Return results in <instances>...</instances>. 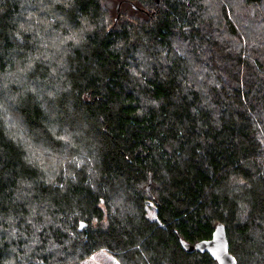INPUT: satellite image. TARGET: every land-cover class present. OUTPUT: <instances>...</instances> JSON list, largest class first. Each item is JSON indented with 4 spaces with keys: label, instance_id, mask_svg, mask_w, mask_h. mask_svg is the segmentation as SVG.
I'll return each mask as SVG.
<instances>
[{
    "label": "trees",
    "instance_id": "trees-1",
    "mask_svg": "<svg viewBox=\"0 0 264 264\" xmlns=\"http://www.w3.org/2000/svg\"><path fill=\"white\" fill-rule=\"evenodd\" d=\"M104 1L0 0V264H216L190 249L219 223L236 264H264V0L215 21L216 0H120L115 24Z\"/></svg>",
    "mask_w": 264,
    "mask_h": 264
},
{
    "label": "rangeland",
    "instance_id": "rangeland-1",
    "mask_svg": "<svg viewBox=\"0 0 264 264\" xmlns=\"http://www.w3.org/2000/svg\"><path fill=\"white\" fill-rule=\"evenodd\" d=\"M120 0H105L103 3V9L105 13H103V19L104 22H110L115 20V18H117V23L120 20H122L123 18V12H124V5L122 3L119 2ZM217 3L214 4V6L210 7V9H206L207 10V15H212L213 20L215 21V19H217L218 13H219V8H218V0H216ZM160 2V0H159ZM32 6V7H31ZM36 5H25V14L24 16L26 18H32L33 22L36 25V29H35V33L39 34L38 39L40 41V35H42L44 32L45 34L42 36L41 42L42 44H47V42L50 39V35L52 37L51 42L54 44H57V39L60 38L58 36L57 33L53 34L52 33V29L49 31L48 29H42L40 28V20L42 18L43 24H45V19H46V13H44V9L42 11H40V7H33ZM118 7V8H117ZM226 7H227V11L229 16L233 19V22L236 23V25L238 26V28L240 30L242 29H246L248 26V21L247 18L244 16V12L246 11L242 6L240 5H236L233 3L232 5V9L235 12V14L237 15V18H234V16L232 15L231 12V7L230 5L226 2ZM44 11V12H43ZM251 13V11H250ZM126 19H128V17H126ZM206 19V18H205ZM207 20V19H206ZM211 20V19H209ZM224 26L220 25L219 26V35H220V39H224V35H226V32L224 31ZM80 38V32H74V34L71 36V39L76 41L79 40ZM62 39V38H61ZM62 41H64V39H62ZM70 42V39H69ZM40 45V44H39ZM175 47L176 49H178L180 52L184 53L185 49L183 48V46L179 43H175ZM140 65H142L144 62L147 63V58L145 56H140ZM197 69H200L198 64H193L191 67V70L195 71ZM41 148V146H40ZM59 154V147H53L50 148L48 152H44L42 149H40V156H38V160L41 163L44 164H48V165H57L56 162H54L53 157H58ZM36 155V154H35ZM34 156V154L32 155ZM37 156V155H36ZM154 207L152 204H150L148 206V216L149 218L153 219L154 216ZM34 246V244H31V247L29 246H25L22 248V250H18L17 252L20 253L21 255H26L30 252V249H32V247ZM18 258V262H25V260L22 259V257ZM34 264H35V260L32 258L31 259ZM74 264H120L119 260L114 257L110 251H108L105 248H101L98 249L96 251H94L91 255L82 258L81 260H78L77 262H74Z\"/></svg>",
    "mask_w": 264,
    "mask_h": 264
},
{
    "label": "water",
    "instance_id": "water-1",
    "mask_svg": "<svg viewBox=\"0 0 264 264\" xmlns=\"http://www.w3.org/2000/svg\"><path fill=\"white\" fill-rule=\"evenodd\" d=\"M155 3L158 4L159 0H155ZM136 9L142 10L140 8ZM116 21L117 18H115L114 24ZM228 248L229 244L225 227L219 223L214 227L210 239L196 244L190 250H197L200 252L205 251L216 261V264H236V261L229 253Z\"/></svg>",
    "mask_w": 264,
    "mask_h": 264
},
{
    "label": "snow or ice",
    "instance_id": "snow-or-ice-1",
    "mask_svg": "<svg viewBox=\"0 0 264 264\" xmlns=\"http://www.w3.org/2000/svg\"><path fill=\"white\" fill-rule=\"evenodd\" d=\"M42 2H43V0H42ZM69 39H71V37H69ZM28 67H31V63H29ZM71 137H72V133L66 132L65 135H63V136H61V137L58 138V139H60V140H62L64 142L63 149H64L65 152H67L70 147H74V145L72 144ZM49 144H51V142H49ZM42 150L44 152H48L49 151L48 148H42ZM64 159H66V157H64ZM53 160L56 163L59 162V158H57V157H53ZM76 167L79 168L80 167V164L77 163L76 164ZM72 179L75 180V176H73ZM48 182L49 183H52V178L51 177H49ZM53 186L55 187V185H53ZM61 187H63V185H61ZM153 219H155V217H153Z\"/></svg>",
    "mask_w": 264,
    "mask_h": 264
}]
</instances>
